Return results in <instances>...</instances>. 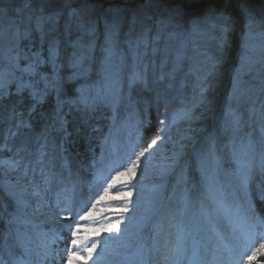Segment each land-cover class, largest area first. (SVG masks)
Masks as SVG:
<instances>
[{"label": "rangeland", "instance_id": "rangeland-1", "mask_svg": "<svg viewBox=\"0 0 264 264\" xmlns=\"http://www.w3.org/2000/svg\"><path fill=\"white\" fill-rule=\"evenodd\" d=\"M29 216V264H264V0H0V252L17 236L16 264Z\"/></svg>", "mask_w": 264, "mask_h": 264}, {"label": "bare ground", "instance_id": "bare-ground-1", "mask_svg": "<svg viewBox=\"0 0 264 264\" xmlns=\"http://www.w3.org/2000/svg\"><path fill=\"white\" fill-rule=\"evenodd\" d=\"M13 175V172L9 171L8 175L7 176H12ZM18 183V182H17ZM20 184V183H18ZM28 188H26L27 190ZM30 196L29 195H26V198L28 199ZM32 198H30L31 200ZM25 200V197H21V199H19L20 202L24 203ZM28 205V202H26V204H21V203H18V206H22V207H26L27 209H29V206ZM21 208V207H20ZM22 221V223L24 224L25 223V219L23 220L22 217H19ZM25 218V217H24ZM56 218V217H55ZM57 219V218H56ZM26 226V224H24ZM6 227V225H5ZM21 229H24L23 226H20ZM8 228V227H7ZM31 233V232H30ZM29 232H27V235L24 233L22 236H21V243L22 244H26L30 247L29 248V255L24 261H25V264H27V260H28V264H29V260L31 261V258H35V260L39 261L40 259H37L38 257H41V251H42V248L39 249V247H36L35 248V245L37 246V242L36 240L33 239V234L31 233L30 234ZM26 235V236H25ZM41 237H44V235L42 234ZM15 238H17V236H15ZM14 236L12 234H10L6 239H4L2 241L1 244H3V249L2 251L0 252V264H16L12 262V260H7L8 259V252H10V249H13L14 248V245H13V241L15 240ZM32 247L33 249H35V251L32 252ZM34 256V257H33ZM32 259V260H33ZM45 259V258H43ZM22 264V263H20ZM24 264V263H23Z\"/></svg>", "mask_w": 264, "mask_h": 264}, {"label": "snow or ice", "instance_id": "snow-or-ice-1", "mask_svg": "<svg viewBox=\"0 0 264 264\" xmlns=\"http://www.w3.org/2000/svg\"><path fill=\"white\" fill-rule=\"evenodd\" d=\"M252 23H253V20H252L251 17H249V26H250V27H251ZM227 30H228V28H227V18L225 17V18H224V23L222 24V31L227 32ZM139 79H140V77H136V78H135V80H139ZM135 80H134V82H135ZM235 89H236V85H235V83H234V91H235ZM33 96L36 97V96H37V93L34 92V93H33ZM233 120H234L235 122L238 123V117L235 116L234 114H233ZM155 143H156V141L153 140V141H152V144H155ZM150 147H151V145H150ZM146 151H147V149H144L143 151H141V152L139 153V156H144V154H145ZM137 162H138V159H137ZM134 173H135V165L128 167V168H127L125 171H123V172H120V173L118 174V176H117V179H120L121 177H125V176H127V177H131V176L134 175ZM246 183H247V177H245V184H246ZM131 195H132L131 192H122V193H120V196H128V197H130ZM117 198H118V197H117ZM122 210H123V211H127V209H122ZM88 215H91V213H88ZM85 218H86V217H85ZM69 227H71V226H69ZM111 227H115L116 230H117V232H119V223L114 224V225H112ZM77 230H79V226H77ZM85 230H86V231H92V229H85ZM109 230H110V229H109ZM73 243H75V241H73ZM92 251H93L92 248H89V249H88L89 255L91 254ZM257 251L260 252V253H264V243H262V244L260 245V248H259ZM45 258H47V254H46ZM78 259H80V256H79L77 253H71V254H68V264H72V262H73L74 260H78ZM253 259H255V253H254L252 256L249 257V261H251V260H253Z\"/></svg>", "mask_w": 264, "mask_h": 264}, {"label": "trees", "instance_id": "trees-1", "mask_svg": "<svg viewBox=\"0 0 264 264\" xmlns=\"http://www.w3.org/2000/svg\"><path fill=\"white\" fill-rule=\"evenodd\" d=\"M206 8V6L205 5H199V6H197V10H204ZM183 9L185 10V8L183 7ZM54 101L51 99V102H50V104L51 103H53ZM53 109V105H51L50 107H48V106H46L45 107V110L46 111H49V110H52ZM45 121H46V119H43V121L42 120H35V122H34V126L36 127V128H40L44 123H45ZM146 131H148L149 132V135L150 134H152V133H154L155 132V129H149V130H146ZM69 142L70 143H68V148L72 151L73 149H74V146H73V142L74 143H76L77 142V137H75V136H69ZM73 153H75V152H77L76 150H74V151H72ZM80 152H82L83 154H87V151L85 150V149H83V148H80ZM82 154V155H83ZM83 158H85L84 156H83Z\"/></svg>", "mask_w": 264, "mask_h": 264}]
</instances>
